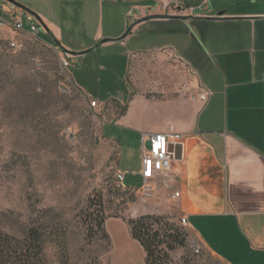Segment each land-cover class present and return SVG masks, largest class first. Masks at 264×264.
<instances>
[{
	"label": "rangeland",
	"instance_id": "374dc122",
	"mask_svg": "<svg viewBox=\"0 0 264 264\" xmlns=\"http://www.w3.org/2000/svg\"><path fill=\"white\" fill-rule=\"evenodd\" d=\"M237 2L209 0L206 9L229 3L240 6ZM27 7L61 25L60 12L48 10L41 0H31ZM119 13L115 15L121 18ZM165 16L185 18L128 15L122 35L147 22L128 47L103 48L96 42L82 51L95 48L83 56L67 57L69 65L64 68L65 55L47 34L27 33L31 22L37 25V21L0 2V19L9 25L20 21L24 31L14 32L8 25L0 28V228L17 239L36 229L43 239L42 264H144L145 255L127 227L129 219L156 208L154 198L140 197L143 141L108 122L115 108L111 101L127 93L132 52L167 43L181 53L192 52L189 38L197 35L196 26L188 25L187 31L180 27L182 34L173 37L169 31L176 23H150ZM79 31L75 37L87 41L88 29L81 26ZM68 37L64 32L65 43ZM88 97L110 105L89 109ZM123 108L118 105L115 112ZM144 146L148 147L147 140ZM118 171L125 174L122 183ZM167 216L186 236L185 247L169 255V264H224L202 249L179 217ZM97 217L103 219L101 231Z\"/></svg>",
	"mask_w": 264,
	"mask_h": 264
},
{
	"label": "crops",
	"instance_id": "0c3cea01",
	"mask_svg": "<svg viewBox=\"0 0 264 264\" xmlns=\"http://www.w3.org/2000/svg\"><path fill=\"white\" fill-rule=\"evenodd\" d=\"M41 1L60 12L61 25L36 9L31 12L69 59L83 56L96 42L103 48L128 47L147 23L115 42L128 15L187 18L199 9L200 18H214L224 12V20L150 21L176 23L169 31L173 37L182 34L180 27L195 25L192 52L181 53L170 43L132 52L127 93L114 105H123V112L112 109L108 123L141 136L143 144L169 127L182 135L180 144L170 147V171L152 181L156 208L147 214L185 218L190 236L224 264H264V0H238L240 6L229 3L221 9H206L209 0ZM19 2L27 9L31 0ZM81 26L88 29L87 41L75 37ZM118 173L124 181L125 174ZM175 193L178 198H171Z\"/></svg>",
	"mask_w": 264,
	"mask_h": 264
},
{
	"label": "trees",
	"instance_id": "16d2710c",
	"mask_svg": "<svg viewBox=\"0 0 264 264\" xmlns=\"http://www.w3.org/2000/svg\"><path fill=\"white\" fill-rule=\"evenodd\" d=\"M111 102L116 104L115 100ZM98 202L100 205L99 199ZM96 222L101 231L102 217H97ZM127 227L145 255L144 264H169V255L186 245L184 231L167 215H141L129 219ZM42 253L43 239L36 229H28L22 239H17L0 228V264H42Z\"/></svg>",
	"mask_w": 264,
	"mask_h": 264
},
{
	"label": "built area",
	"instance_id": "2783aa9c",
	"mask_svg": "<svg viewBox=\"0 0 264 264\" xmlns=\"http://www.w3.org/2000/svg\"><path fill=\"white\" fill-rule=\"evenodd\" d=\"M8 25L14 32H24L23 25L20 21L14 22L13 25L7 24L3 19H0V28ZM39 30L35 24H30L28 32L34 36L38 35ZM14 46V44H11ZM64 68H67L69 63L67 62V55L61 59ZM264 77V75H263ZM208 96V95H207ZM89 109L98 110L102 109V105L97 101L89 98ZM182 140V135L176 133L172 127H169L165 133L153 134L147 137L148 147L144 144L141 149V163L139 177L141 179V187L139 188L140 195L144 199H151L153 197V185L152 181L155 176L164 174L170 171L173 161V154L170 150L171 146L179 145ZM117 180L122 183L123 175L117 174ZM179 194L175 193L171 198H178ZM180 224L185 227L186 219L181 218ZM198 253V250H195Z\"/></svg>",
	"mask_w": 264,
	"mask_h": 264
},
{
	"label": "water",
	"instance_id": "95a60500",
	"mask_svg": "<svg viewBox=\"0 0 264 264\" xmlns=\"http://www.w3.org/2000/svg\"><path fill=\"white\" fill-rule=\"evenodd\" d=\"M0 2H1V3H6V4H8V5H10V6L14 7V8H17V9L21 10L22 12H25V13H27L28 15L32 16L33 19H34L35 21H37V25H36L37 29H38L39 31H44V32H45V33H46V34H47V35H48V36H49V37L55 42V45L59 47V44H58V43L56 42V40L52 37V35H51L50 32L48 31V29L45 27V25L42 23V21L38 18V16H37L36 14H34L33 12L27 10V9L24 8L22 5L13 2L12 0H0ZM200 14H202V11H200L199 9H195V10L192 11V16H191V17L181 18V19H182V20H224V18H223L224 12H222V11L219 12V13L217 14V16L214 17V18H200V17H199ZM159 18L167 19V18H171V17H167V16H165V17H159ZM31 24H34V21H32ZM131 29H132V27H131V28H130V29H129V30H128L123 36H121L120 38H118L117 40H115V42H121L122 40H124L125 37L127 36V34L130 32ZM100 44H101V43H99V45H100ZM93 49H95V48H93ZM93 49H92V50H93ZM92 50H89V51L83 52L81 55H84V54H86V53H88V52H90V51H92ZM60 51H61L62 53H68V52L62 50L61 48H60Z\"/></svg>",
	"mask_w": 264,
	"mask_h": 264
}]
</instances>
